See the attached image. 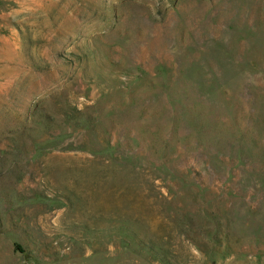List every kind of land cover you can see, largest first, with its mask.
<instances>
[{
	"label": "rangeland",
	"instance_id": "374dc122",
	"mask_svg": "<svg viewBox=\"0 0 264 264\" xmlns=\"http://www.w3.org/2000/svg\"><path fill=\"white\" fill-rule=\"evenodd\" d=\"M162 93H203L258 146L235 170L194 146L177 177L154 168ZM94 106L136 164L38 125ZM0 264H264V0H0Z\"/></svg>",
	"mask_w": 264,
	"mask_h": 264
},
{
	"label": "trees",
	"instance_id": "16d2710c",
	"mask_svg": "<svg viewBox=\"0 0 264 264\" xmlns=\"http://www.w3.org/2000/svg\"><path fill=\"white\" fill-rule=\"evenodd\" d=\"M162 98L166 102V106L171 109L172 117L166 127H158L155 130L149 128L150 140L154 145V152L158 156V161H151L154 168L166 171L172 177H177L170 164L174 161V156L180 154L181 150L193 146L197 149L215 148L218 159L222 164L226 165L230 170H235L239 166L246 163L247 151L246 144L252 143L255 147L258 146V140L255 139L250 131L239 126L230 128L225 123L216 120L217 111L214 108H206L203 93L194 95L193 93H162ZM205 96V95H204ZM129 101L134 106L138 101V96L134 93H125L121 102L118 103L112 112V116L118 115L120 105L129 108ZM42 119L38 121V125L43 130L53 128L56 124L60 128L58 138L64 139L67 137H83L82 144L77 147L91 153L94 156L105 155L110 162H120L123 160L127 163L136 164L139 160L140 153H134L131 148L126 154L121 150L123 146L121 142L114 143V133L105 124L106 112L100 107L94 106L81 110L75 107L72 111L66 113L62 120L53 121L46 113L41 114ZM120 119L119 126L124 122L127 126V121ZM190 122L192 133L187 135L186 126ZM129 126V125H128ZM127 133L123 138L132 140L135 145L140 146L142 138L136 133L132 127H125ZM120 131L117 134L120 135ZM131 147V146H129ZM134 158H136L134 160ZM166 183V177H158ZM169 192L173 189L169 186ZM217 241V237L213 238ZM216 243H220L217 241ZM201 251L203 247L198 246Z\"/></svg>",
	"mask_w": 264,
	"mask_h": 264
}]
</instances>
